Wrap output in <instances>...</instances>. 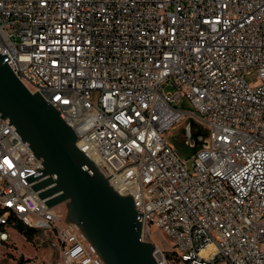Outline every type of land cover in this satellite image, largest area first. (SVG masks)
Listing matches in <instances>:
<instances>
[{"label":"built area","instance_id":"2783aa9c","mask_svg":"<svg viewBox=\"0 0 264 264\" xmlns=\"http://www.w3.org/2000/svg\"><path fill=\"white\" fill-rule=\"evenodd\" d=\"M0 54L132 199L156 264H264V0H0ZM188 123L204 135L191 169L164 138ZM43 171L0 117V250L20 224L54 264H105L32 190Z\"/></svg>","mask_w":264,"mask_h":264},{"label":"water","instance_id":"95a60500","mask_svg":"<svg viewBox=\"0 0 264 264\" xmlns=\"http://www.w3.org/2000/svg\"><path fill=\"white\" fill-rule=\"evenodd\" d=\"M0 117L44 164L41 176L29 179L36 182L32 190L48 208L66 205L67 220L83 230L105 264H156L153 245L141 240L142 225L132 199L119 196L93 162L76 150L75 132L39 94L29 92L1 54ZM193 128L188 123L185 134L197 149L204 135L193 134Z\"/></svg>","mask_w":264,"mask_h":264},{"label":"rangeland","instance_id":"374dc122","mask_svg":"<svg viewBox=\"0 0 264 264\" xmlns=\"http://www.w3.org/2000/svg\"><path fill=\"white\" fill-rule=\"evenodd\" d=\"M257 78V73L252 71L248 73L245 80L250 85H256ZM165 91L170 92L172 89L166 87ZM178 108L184 111L193 110L189 101L185 98L181 99ZM186 125H180L179 127L170 129L164 134V138L176 150L187 169H191L194 150H189L184 145L186 137ZM57 212L62 217L66 215L67 219L68 210L66 205H59ZM8 233L11 237L13 245L6 252H4L5 250L2 251L3 249L0 250V264H18L20 260H23L24 264H54L51 251L48 249L45 243H42L38 239L37 236H33L31 240H27L25 236H23L14 228H10ZM151 235L154 242L165 254L170 255L171 253L175 252L173 241L162 229L152 227Z\"/></svg>","mask_w":264,"mask_h":264},{"label":"trees","instance_id":"16d2710c","mask_svg":"<svg viewBox=\"0 0 264 264\" xmlns=\"http://www.w3.org/2000/svg\"><path fill=\"white\" fill-rule=\"evenodd\" d=\"M191 150H194V152L196 151V149L192 148ZM16 229L19 233H21L23 236H25V238L27 240H31L32 237L34 236V231L31 230H25L22 225L17 224Z\"/></svg>","mask_w":264,"mask_h":264},{"label":"flooded vegetation","instance_id":"af4514ba","mask_svg":"<svg viewBox=\"0 0 264 264\" xmlns=\"http://www.w3.org/2000/svg\"><path fill=\"white\" fill-rule=\"evenodd\" d=\"M192 133L193 134H200V135H202V133H201V131L200 130H194V128H193V130H192ZM199 137V136H198ZM194 148V147H193ZM198 149V148H197Z\"/></svg>","mask_w":264,"mask_h":264},{"label":"crops","instance_id":"0c3cea01","mask_svg":"<svg viewBox=\"0 0 264 264\" xmlns=\"http://www.w3.org/2000/svg\"><path fill=\"white\" fill-rule=\"evenodd\" d=\"M8 249H9V248H3V250H2V249H1V250H2V251H4V250H5L4 252H6Z\"/></svg>","mask_w":264,"mask_h":264}]
</instances>
